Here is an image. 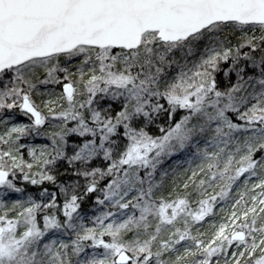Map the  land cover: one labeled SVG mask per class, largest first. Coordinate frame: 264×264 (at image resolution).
Wrapping results in <instances>:
<instances>
[{
  "label": "snow or ice",
  "instance_id": "1",
  "mask_svg": "<svg viewBox=\"0 0 264 264\" xmlns=\"http://www.w3.org/2000/svg\"><path fill=\"white\" fill-rule=\"evenodd\" d=\"M0 264H264V0H0Z\"/></svg>",
  "mask_w": 264,
  "mask_h": 264
}]
</instances>
